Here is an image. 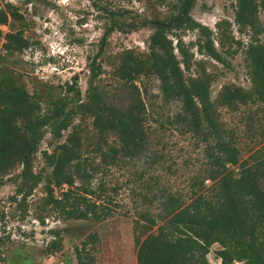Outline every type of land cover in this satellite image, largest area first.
<instances>
[{"label":"trees","instance_id":"obj_1","mask_svg":"<svg viewBox=\"0 0 264 264\" xmlns=\"http://www.w3.org/2000/svg\"><path fill=\"white\" fill-rule=\"evenodd\" d=\"M195 1L177 0L173 6L177 13L169 21L152 22L155 30L149 37L148 55L129 51L121 55L114 75L129 87L127 104H107L98 88L90 84L85 101L79 99V88H74L75 106L67 108L64 95L51 96L49 107L40 112L36 92L29 94L12 74L1 77L0 173L18 162L20 176L29 185L25 192L28 195L40 181V176L31 171V161L44 129L58 137L78 111L89 113L96 134L94 140L83 138L73 130L51 153L44 152L51 170L45 176L47 197L43 205L64 220L106 219L113 211L111 204L115 203L106 192V173L112 167L139 158L148 150L147 109L136 81L140 84L154 74L159 80L163 100L180 102L179 110L168 122L175 123L204 144L208 168L191 178L188 185L192 199L187 204L181 194L167 188L160 189L157 217L162 224L155 233L151 229L156 225V219L147 210L138 213L132 227L136 264H208L206 255L214 243L219 245L215 250L219 264H264V151H254L250 155L251 161L240 159L236 135L222 127L218 112L222 106L235 109L247 103L264 105V39L258 37L264 31L259 19L261 12L264 23V0H234L231 4L234 22L249 27L253 33L243 50L251 86L245 89L225 84L215 100L210 96L215 74L206 70L203 60H192L193 53L180 37L175 46L180 55L178 59L166 31L172 27L197 29L195 44L198 53L224 65H228L226 55H234L242 44L228 31L231 23L227 19L215 23V32L194 21L190 10ZM15 10L8 3L0 8V24H7L9 16L14 17ZM113 14L111 12L110 25L100 38L98 53L114 27L124 30ZM126 25L133 29L137 27L134 22ZM1 39L0 47L5 53L29 46L21 29L0 30ZM233 44L236 45L234 48ZM193 64L195 68L192 70ZM88 68L90 77L95 78L101 65L93 58L89 60ZM68 88L72 89V86ZM18 119L21 121L19 126L16 125ZM111 134L114 137L109 140ZM84 149H88V153ZM153 155L155 159L159 157L157 152ZM138 176L141 177V173ZM94 179L95 186L92 185ZM207 179L214 187V196L210 198L202 191ZM149 180L157 182V176H151ZM149 183L143 181L141 187L148 189ZM54 188L60 190L58 196L54 195ZM109 188L116 191L115 185ZM135 193L142 202L149 200L145 192ZM60 244L61 240L55 237L48 248L58 249ZM82 247L75 248L77 264H89L82 254Z\"/></svg>","mask_w":264,"mask_h":264},{"label":"rangeland","instance_id":"obj_2","mask_svg":"<svg viewBox=\"0 0 264 264\" xmlns=\"http://www.w3.org/2000/svg\"><path fill=\"white\" fill-rule=\"evenodd\" d=\"M177 0H0V8L12 4L14 17L7 24H0L2 32L23 30L29 46L21 51L5 53L0 47V78L12 74L16 81L24 85L29 94L36 92L40 112L49 107L51 96L64 95L67 108L75 106L74 88H79V99L86 100L89 85L98 88L102 99L109 105L127 104L129 87L114 75L121 55L129 51L143 56L148 55L149 37L154 32V21H169L177 13L173 6ZM234 0H196L190 10L191 18L216 31L215 23L222 19L230 21L229 32L241 44L232 56L226 55L228 65L200 55L196 39L198 30L172 27L166 36L174 46L177 58L176 42L181 38L190 52L193 61L203 60L206 70L215 74L211 82L212 100L219 95L225 84H235L245 89L251 83L244 48L253 35L247 26H240L233 20ZM111 12L124 30L114 27L106 36L102 50L100 38L110 25ZM263 23V15L259 13ZM134 22L137 27L126 24ZM216 38V34L212 36ZM264 39V31L258 35ZM3 39L0 40L2 42ZM215 45L217 41L214 40ZM233 48L236 45H232ZM95 58L101 65L97 77L91 78L88 62ZM182 66V65H181ZM195 68L194 64L191 66ZM183 73H187L183 70ZM140 87V97L146 104V131L148 150L139 158L126 164L109 169L105 175L113 211L101 221L92 219H62L51 208L43 205L47 197L45 176L51 167L46 163L44 152L51 153L66 137L76 130L83 138L94 140L95 130L89 113L78 111L69 126L58 137L44 129L31 161V171L40 176V181L32 187L21 176V165L15 162L5 172L0 173V264H77L75 248H84L83 255L89 264H136V248L133 241V220L138 213L147 210L155 219V233L162 224L158 219L161 198L160 189L167 188L175 194H181L184 204L191 201L189 182L191 178L208 168L204 144L190 133L184 132L174 123L172 116L179 110L178 100L164 101L160 83L156 75L144 78ZM72 86L69 89L68 86ZM145 87L146 89H142ZM222 127L236 135L240 148V159L251 161L254 151H264V105L247 103L235 109L225 106L218 108ZM20 120L16 125H20ZM22 135L23 129L19 128ZM114 136L111 134L109 140ZM86 150V149H84ZM84 151L85 153L87 152ZM157 152L159 157L154 158ZM155 159V160H154ZM141 173V177L138 174ZM157 176V182L149 180ZM100 175H97L99 178ZM148 181V189L141 187ZM96 185V179L93 181ZM75 179V184H78ZM116 186L112 191L109 186ZM65 188V186H64ZM145 192L148 201L142 202L136 191ZM202 191L207 197H213L212 181L203 183ZM60 190L54 188V195ZM55 237L61 240L58 249H49L48 244ZM214 243L206 255L208 264H219ZM240 264V263H238Z\"/></svg>","mask_w":264,"mask_h":264}]
</instances>
